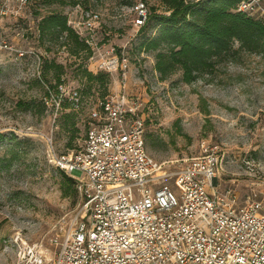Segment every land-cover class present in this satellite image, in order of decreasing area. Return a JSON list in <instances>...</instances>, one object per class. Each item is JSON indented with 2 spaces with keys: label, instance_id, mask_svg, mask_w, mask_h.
Segmentation results:
<instances>
[{
  "label": "rangeland",
  "instance_id": "obj_1",
  "mask_svg": "<svg viewBox=\"0 0 264 264\" xmlns=\"http://www.w3.org/2000/svg\"><path fill=\"white\" fill-rule=\"evenodd\" d=\"M136 1L28 0L20 20L2 22L8 39L33 47L41 60L37 65L33 57L17 59L0 51V264H17L26 245L43 241L47 246L58 221L74 215L79 194L49 161L48 149H75L86 130L90 103L122 85L141 103L145 145L154 159L172 161L173 169L203 147L217 145L227 171L222 189L234 188L241 202L264 190V53L234 41L227 58L193 81L184 82L177 69L161 79L153 68V52L140 48L156 28L150 21L143 29L133 25L131 5ZM142 1L150 12H168L162 0ZM89 9L100 14L99 50L114 47L127 55L124 84L118 70H95L91 49L72 54L64 33L55 38L52 30L41 31L38 38L39 17L65 15L71 26L69 21L81 20ZM252 11L251 16L264 19V0H257ZM84 71L103 78L89 80ZM59 80L78 87L87 103L78 111L62 110L53 120L43 103L44 87Z\"/></svg>",
  "mask_w": 264,
  "mask_h": 264
},
{
  "label": "built area",
  "instance_id": "obj_2",
  "mask_svg": "<svg viewBox=\"0 0 264 264\" xmlns=\"http://www.w3.org/2000/svg\"><path fill=\"white\" fill-rule=\"evenodd\" d=\"M27 3L0 0V51L33 57L39 65L35 49L13 43L2 25L10 17L20 20ZM256 4L242 0L237 10L251 14ZM131 9L139 28L148 8L139 0ZM99 17L89 9L69 22L96 56L95 70H118L124 84L129 60L123 49L99 50ZM124 86L90 103L75 149H48L49 161L74 177L78 208L67 221H58L47 246L41 241L21 247L17 264H264V190L241 202L234 188L222 189L227 171L217 145L203 147L173 169L172 161L154 159L145 145L141 103ZM46 89L43 103L53 120L62 103L74 111L87 103L78 87L64 82Z\"/></svg>",
  "mask_w": 264,
  "mask_h": 264
},
{
  "label": "trees",
  "instance_id": "obj_3",
  "mask_svg": "<svg viewBox=\"0 0 264 264\" xmlns=\"http://www.w3.org/2000/svg\"><path fill=\"white\" fill-rule=\"evenodd\" d=\"M242 0H162L168 10L155 12L148 10L143 29L152 22L155 33L140 44L143 51L154 54V69L160 78H165L173 71L180 70L184 82L193 81L199 74L212 70L232 52L233 42L249 51L264 53V19L251 16L237 10ZM38 38L41 31L54 32L55 38L60 34L72 43V54L87 50L88 45L79 39L74 29L67 24V18L61 14L39 17ZM89 80H101L102 74L84 71ZM59 80L47 86L56 89ZM65 83V82H64ZM44 94L48 95L46 85ZM74 111L68 103H62L59 110ZM3 135L0 134V141ZM69 185L74 186V177L60 169ZM74 191L75 188L73 187Z\"/></svg>",
  "mask_w": 264,
  "mask_h": 264
}]
</instances>
